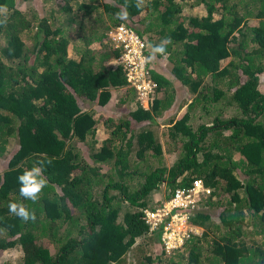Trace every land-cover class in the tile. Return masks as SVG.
I'll use <instances>...</instances> for the list:
<instances>
[{
    "label": "trees",
    "instance_id": "16d2710c",
    "mask_svg": "<svg viewBox=\"0 0 264 264\" xmlns=\"http://www.w3.org/2000/svg\"><path fill=\"white\" fill-rule=\"evenodd\" d=\"M5 18L0 253L21 256L9 264H264V0H0ZM120 22L145 41L147 108L115 60L107 32ZM41 161L48 186L33 204L17 177ZM196 178L209 188L188 209L201 229L167 251L165 220L148 228L143 208Z\"/></svg>",
    "mask_w": 264,
    "mask_h": 264
},
{
    "label": "built area",
    "instance_id": "2783aa9c",
    "mask_svg": "<svg viewBox=\"0 0 264 264\" xmlns=\"http://www.w3.org/2000/svg\"><path fill=\"white\" fill-rule=\"evenodd\" d=\"M108 36L116 46L120 47L121 53L118 60L123 64L127 80L136 89L140 102L144 107H147L149 100L152 99L156 82L148 77L145 41L138 31L124 22L112 26L108 30ZM208 191L209 188H203L201 181L196 179L193 182V186L177 189L168 204L159 205L155 209L145 208V221L151 228L155 227L170 213L172 207L181 206L185 209L193 207L200 199L201 193H207ZM186 216L185 213H174L170 216V221L164 225L161 238L166 248L181 243L190 231H197V229L191 227L185 232L180 228H174L179 223H181L180 227L184 226V222H181V219L183 221Z\"/></svg>",
    "mask_w": 264,
    "mask_h": 264
},
{
    "label": "clouds",
    "instance_id": "9594fccd",
    "mask_svg": "<svg viewBox=\"0 0 264 264\" xmlns=\"http://www.w3.org/2000/svg\"><path fill=\"white\" fill-rule=\"evenodd\" d=\"M140 6H141V0H137V7H140ZM116 15L120 19H126L127 16H128V13H127L126 10H122L121 12L116 13ZM6 22H7L6 18H5V20L0 21V23H6ZM107 34H108V32H107ZM168 42H170V41H168ZM153 51H154V53L164 54L165 53L164 42L162 41V43L160 45L156 46ZM146 55H147V53H146ZM118 57L115 59L116 61H119L118 60ZM146 68L148 70V77L151 78L152 80H154L151 77V75H150V71H149V68H148L147 64H146ZM128 85H130L129 82H128ZM130 86H132V85H130ZM156 86H157V82H156L155 87ZM154 91H155V88H154ZM154 91H153V93H154ZM153 93H152V97L154 96ZM138 97H139V95H138ZM139 99H140V97H139ZM150 100H149V103H150ZM149 103H148V106H149ZM147 107H145V108H147ZM48 163H50V161ZM44 171H45V168L43 166V162L41 161L39 163H35L30 169L24 170L22 172V174H20L17 177V180H18V183H19V195H20V197L23 200L31 201L33 204H35L36 202L39 201V199L41 198V195H42L44 189L48 186V180L45 178V176L43 174ZM196 179H199L201 181V185H202L203 188L206 187V186H204V184H203V182H202V180L200 178H196ZM196 179H194V180H196ZM194 180L188 186H176L173 189V191L171 192V194H169L167 197H166V194H167V192H166V194H164L165 198H162L161 201H159V203L156 204L154 207H145V208L155 209L159 205L168 204L170 202L171 198H172V195H174V193H175V191L177 189H182V188H187V187L193 186ZM204 194H206V193H203L202 192L201 195H200V198ZM145 208H143L144 221H145V216H144V209ZM190 208L191 207H189L188 209H190ZM188 209L182 208L181 206L172 207L170 209V213L167 216H165V218H163L165 220V222L163 224V227H164V225L167 222L170 221V216L172 214H174V213H179V214L185 213L187 215L186 218H185V221L186 222H184V226H187L188 223L189 224L190 223L193 224L189 220ZM8 211H9V214H11V215L19 218L22 222H25V223H27L29 221L35 222L36 219H37L35 210L34 209H29V207L25 203H23V202H10L8 204ZM146 224H147L148 228H151L147 222H146ZM152 228H154V227H152ZM198 231L199 230L197 229V231H190V232L196 233ZM162 232H163V229H162ZM162 232H161V237H162ZM183 240H184V238H183ZM183 240H182V242H183ZM182 242L179 243V244H177V245H175V246L181 245ZM160 245L163 246L164 249L167 250V251L170 250L171 248L175 247V246H173V247H170V248H166L165 245H164V243H163L162 238H161Z\"/></svg>",
    "mask_w": 264,
    "mask_h": 264
},
{
    "label": "rangeland",
    "instance_id": "374dc122",
    "mask_svg": "<svg viewBox=\"0 0 264 264\" xmlns=\"http://www.w3.org/2000/svg\"><path fill=\"white\" fill-rule=\"evenodd\" d=\"M197 10L199 11V12H204V9H203V7L202 6H198L197 7ZM69 52L70 53H72L73 52V50L70 48L69 49ZM77 53H73V55H76ZM164 63L166 64V66L167 67H169L170 66V64L168 63V62H166V61H164ZM163 64V63H162ZM259 87L262 89V90H264V72H262L260 75H259ZM96 107H98L97 105H96ZM101 107H103V106H100V108ZM106 107H108V106H106ZM112 107V106H111ZM121 107H122V105H121ZM104 108V107H103ZM104 109H106V108H104ZM103 109V110H104ZM108 109V108H107ZM184 112V110H183V108H180L179 109V111H178V113H177V116H179V115H181L182 113ZM195 118H196V116H195ZM97 119H99V120H102L103 119V115H101V113L100 114H97ZM160 119V128H159V134L161 135V133H163V131H164V129H165V124H167V122H163L162 121V118H159ZM194 119V117H191L190 118V120H193ZM194 124H196V122H194ZM98 136H97V139H98V143H100V139L103 137V136H105V132H104V129H103V126H102V124H98ZM161 137H162V135H161ZM165 156H166V160H165V163L166 164H171L172 163V161L175 159V157H176V151L175 150H171V151H169V152H166V154H165ZM164 186V185H163ZM163 186H162V190H160V192L159 193H157L156 194V197H161V196H164V194L167 192V188H163ZM151 203H153V201L151 202ZM156 204H158V203H154L153 204V206H155ZM181 222H186L185 221V219L182 221V219H181ZM176 227H174V228H180V229H182V230H184L183 232H185V231H188L189 230V227H191V228H195V229H198L199 231H200V226H198V225H193V224H187V226H182V227H180L181 226V223H179V224H176L175 225ZM198 231V232H199ZM20 251H19V249H18V247H16V246H13V247H10V248H7V249H4L1 253H0V264H9V263H12V262H16V261H18L19 259H20Z\"/></svg>",
    "mask_w": 264,
    "mask_h": 264
}]
</instances>
